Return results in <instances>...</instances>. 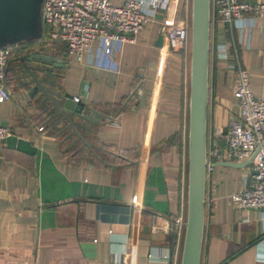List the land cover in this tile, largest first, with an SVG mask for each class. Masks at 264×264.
<instances>
[{"label": "crops", "instance_id": "1", "mask_svg": "<svg viewBox=\"0 0 264 264\" xmlns=\"http://www.w3.org/2000/svg\"><path fill=\"white\" fill-rule=\"evenodd\" d=\"M167 2L108 58L94 42L91 63L43 40V30L16 43L4 80L10 99L0 102V126L10 130L0 142V264L180 263L184 232L174 220L186 216L189 62L157 38L165 20L190 8L188 0ZM232 38L252 92L264 98V17L242 34L211 22L207 149L222 146L239 117ZM33 53L66 61L53 68L55 81L100 115L98 123L79 120L90 147L47 121L37 96L20 87L19 58ZM251 170L250 163L206 173L200 264H264V210L237 208L229 198Z\"/></svg>", "mask_w": 264, "mask_h": 264}, {"label": "built area", "instance_id": "2", "mask_svg": "<svg viewBox=\"0 0 264 264\" xmlns=\"http://www.w3.org/2000/svg\"><path fill=\"white\" fill-rule=\"evenodd\" d=\"M167 0H125L115 5L110 0H42L41 24L43 40H57L64 44L69 55L78 62L91 63L92 46L98 42L102 54L108 58L114 43L133 42L145 23L167 7ZM264 17V1L210 0L211 22L236 28L240 34L250 29L253 20ZM163 30L171 50L180 52L184 60L190 57V15L176 22L165 20ZM16 44L0 46V102L10 99L4 84L6 66ZM231 67L233 96L239 117L228 123V133L222 146L207 149L206 173L217 160L243 161L264 140V98L252 92L249 72L240 61L237 40L231 39ZM227 57L226 51L218 52ZM78 100L77 97H74ZM43 127H39L42 130ZM0 126V142L9 135ZM251 173L244 187L230 195V201L240 209L264 210V144L260 145L251 162ZM185 219L176 218L177 233L184 232ZM260 261L264 262V254Z\"/></svg>", "mask_w": 264, "mask_h": 264}, {"label": "water", "instance_id": "3", "mask_svg": "<svg viewBox=\"0 0 264 264\" xmlns=\"http://www.w3.org/2000/svg\"><path fill=\"white\" fill-rule=\"evenodd\" d=\"M42 0H0V46L36 40L42 35ZM210 0H191L190 57L187 130V201L183 242L179 264H200L201 244L205 216V184L207 157V105L208 68L210 55ZM167 41L163 28L157 45ZM170 48V47H169ZM18 76L21 88L28 96H37L38 104L48 113L47 121L53 126L62 125L60 131L70 128L68 136L75 135L90 147L80 133L85 129L79 120L96 122L100 115L85 107L81 100L64 92L55 80L59 76L53 68L63 67L64 60L55 56L33 53L19 58ZM243 161L217 160L214 166L234 168L249 165L260 145Z\"/></svg>", "mask_w": 264, "mask_h": 264}, {"label": "rangeland", "instance_id": "4", "mask_svg": "<svg viewBox=\"0 0 264 264\" xmlns=\"http://www.w3.org/2000/svg\"><path fill=\"white\" fill-rule=\"evenodd\" d=\"M189 4L188 7L190 8V13H191V0H188ZM187 61L189 62V60L187 59Z\"/></svg>", "mask_w": 264, "mask_h": 264}, {"label": "flooded vegetation", "instance_id": "5", "mask_svg": "<svg viewBox=\"0 0 264 264\" xmlns=\"http://www.w3.org/2000/svg\"><path fill=\"white\" fill-rule=\"evenodd\" d=\"M59 76H60V74H59ZM59 76H58V77H59Z\"/></svg>", "mask_w": 264, "mask_h": 264}]
</instances>
